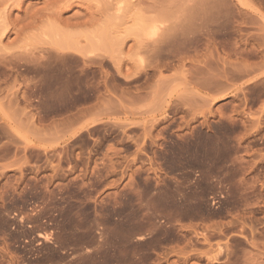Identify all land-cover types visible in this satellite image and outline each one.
I'll return each instance as SVG.
<instances>
[{
	"label": "rangeland",
	"instance_id": "obj_1",
	"mask_svg": "<svg viewBox=\"0 0 264 264\" xmlns=\"http://www.w3.org/2000/svg\"><path fill=\"white\" fill-rule=\"evenodd\" d=\"M0 264H264V0H0Z\"/></svg>",
	"mask_w": 264,
	"mask_h": 264
},
{
	"label": "bare ground",
	"instance_id": "obj_2",
	"mask_svg": "<svg viewBox=\"0 0 264 264\" xmlns=\"http://www.w3.org/2000/svg\"><path fill=\"white\" fill-rule=\"evenodd\" d=\"M6 30V29H5ZM149 31V29L147 30V32ZM153 32H154V30H153ZM145 35V34H144ZM153 37V36H152ZM156 37V36H155ZM153 39V38H152ZM155 40H156V38H155ZM155 47V46H154ZM156 50H157V47H156ZM152 52V51H151ZM149 53V52H148ZM153 53V52H152Z\"/></svg>",
	"mask_w": 264,
	"mask_h": 264
}]
</instances>
